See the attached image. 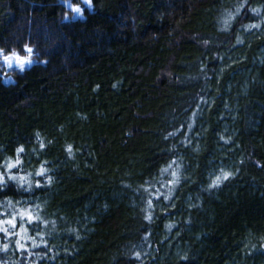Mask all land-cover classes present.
I'll use <instances>...</instances> for the list:
<instances>
[{"label": "trees", "instance_id": "1", "mask_svg": "<svg viewBox=\"0 0 264 264\" xmlns=\"http://www.w3.org/2000/svg\"><path fill=\"white\" fill-rule=\"evenodd\" d=\"M62 1L0 0L36 57L0 75V264H264V0Z\"/></svg>", "mask_w": 264, "mask_h": 264}, {"label": "rangeland", "instance_id": "2", "mask_svg": "<svg viewBox=\"0 0 264 264\" xmlns=\"http://www.w3.org/2000/svg\"><path fill=\"white\" fill-rule=\"evenodd\" d=\"M63 5L67 8L64 18H83L85 15V10H90L92 8L91 3H88L87 0H78L73 2L71 0H63ZM72 7H79L80 12H73ZM30 49V51L26 50ZM15 54V55H14ZM11 56V61H6L4 57ZM20 59L17 60L16 57ZM36 57L33 55L32 48L27 46L23 51L11 50L9 52H3L0 54V75L4 81L10 82L12 78L10 77L11 71H21L22 69L29 67L35 63ZM22 62V63H21Z\"/></svg>", "mask_w": 264, "mask_h": 264}, {"label": "snow or ice", "instance_id": "3", "mask_svg": "<svg viewBox=\"0 0 264 264\" xmlns=\"http://www.w3.org/2000/svg\"><path fill=\"white\" fill-rule=\"evenodd\" d=\"M87 2L88 3H91V0H87ZM72 11L73 12H80L81 11V9L79 8V7H72ZM26 50H28V51H30V49H26ZM15 55V54H14ZM17 58V60H19L20 58L17 56L16 57ZM4 59L6 60V61H11V59H12V57L11 56H8V57H4ZM22 63V62H21ZM12 166H14L13 164H11L10 165V167H12ZM43 171V170H42ZM175 175V174H174ZM230 174H228V173H225L224 174V176H225V178H227L228 176H229ZM217 179H219V177H217ZM27 217V219L29 220V221H33L34 219H36V217H34L30 212H27V211H22L21 212V217ZM4 224H11V225H13V226H15V224H16V221H15V217H13L12 219H9V220H7V221H3V220H0V231H4V232H7V228H4V227H2V225H4ZM7 246H5V248H6ZM22 247V246H21Z\"/></svg>", "mask_w": 264, "mask_h": 264}, {"label": "clouds", "instance_id": "4", "mask_svg": "<svg viewBox=\"0 0 264 264\" xmlns=\"http://www.w3.org/2000/svg\"><path fill=\"white\" fill-rule=\"evenodd\" d=\"M0 54H2V50H0ZM45 145H43V144H41L40 145V147L41 148H43ZM16 151L19 153V152H22V151H24V149L22 148V147H20V148H17L16 149ZM69 155H71V152H69ZM15 163H20V160L17 158L16 160H15ZM10 165H11V163H8L7 164V167H9L10 168ZM43 170V171H42ZM47 171V169L46 168H44L43 166H40L39 167V169L36 171V175H42L44 172H46ZM217 177H219V179H217ZM229 178V176L227 177V178H225V176H224V174H220V175H217L216 177H215V180L214 181H212V183L209 185V187H212V186H218L220 183H221V181H224V180H226V179H228ZM21 179L23 180V179H25L24 177H21ZM52 182V179L49 177L48 178V183H51ZM173 183H176V181H173ZM37 184H39V182H37ZM166 199H167V197H165Z\"/></svg>", "mask_w": 264, "mask_h": 264}]
</instances>
